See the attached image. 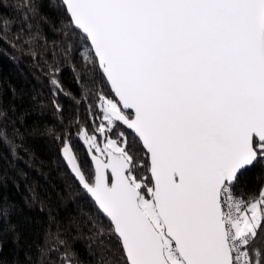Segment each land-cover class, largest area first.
<instances>
[{
    "label": "snow or ice",
    "instance_id": "snow-or-ice-1",
    "mask_svg": "<svg viewBox=\"0 0 264 264\" xmlns=\"http://www.w3.org/2000/svg\"><path fill=\"white\" fill-rule=\"evenodd\" d=\"M16 10L0 13V49L46 70L60 123L48 131L67 187L89 205L73 201L66 226L46 231L42 264H264V0H20ZM69 61L83 92L65 119ZM20 119L0 109L12 163L28 151Z\"/></svg>",
    "mask_w": 264,
    "mask_h": 264
},
{
    "label": "trees",
    "instance_id": "trees-1",
    "mask_svg": "<svg viewBox=\"0 0 264 264\" xmlns=\"http://www.w3.org/2000/svg\"><path fill=\"white\" fill-rule=\"evenodd\" d=\"M19 2L3 0L0 13L15 20L20 15L16 10ZM44 32L51 37L47 25ZM59 81L70 93L57 97L66 119L76 112L75 99L83 92L76 82L71 61L62 63ZM52 100L51 86L42 65L34 62L29 53L3 45L0 109L10 117H21L16 126L23 133L28 151L18 150L20 159L12 163L10 149L0 144V173L6 176L0 186V264H27L26 253L36 264H42L38 246L44 245L46 231L51 228L55 232L58 222L66 226L69 215L79 211L73 201H80L81 207L89 206L84 197L67 187L68 178L59 163L56 142L48 131L60 129ZM257 175L258 169L247 178L249 188L256 186ZM50 217L56 221H50ZM13 225L14 229L10 227ZM73 248L82 260L88 259L85 241L75 240Z\"/></svg>",
    "mask_w": 264,
    "mask_h": 264
}]
</instances>
